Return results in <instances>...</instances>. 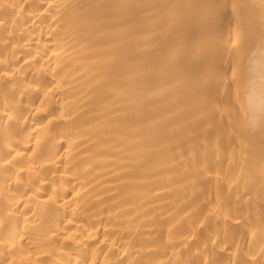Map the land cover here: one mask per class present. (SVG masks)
<instances>
[{
	"label": "bare ground",
	"instance_id": "bare-ground-1",
	"mask_svg": "<svg viewBox=\"0 0 264 264\" xmlns=\"http://www.w3.org/2000/svg\"><path fill=\"white\" fill-rule=\"evenodd\" d=\"M0 264H264V0H0Z\"/></svg>",
	"mask_w": 264,
	"mask_h": 264
},
{
	"label": "rangeland",
	"instance_id": "rangeland-1",
	"mask_svg": "<svg viewBox=\"0 0 264 264\" xmlns=\"http://www.w3.org/2000/svg\"><path fill=\"white\" fill-rule=\"evenodd\" d=\"M181 116H182V115H181ZM200 132H201V131H198V134H200ZM210 140H211V142H214V139H210Z\"/></svg>",
	"mask_w": 264,
	"mask_h": 264
}]
</instances>
